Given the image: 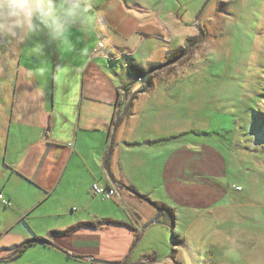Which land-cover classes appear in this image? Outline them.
I'll return each instance as SVG.
<instances>
[{
	"label": "rangeland",
	"instance_id": "rangeland-1",
	"mask_svg": "<svg viewBox=\"0 0 264 264\" xmlns=\"http://www.w3.org/2000/svg\"><path fill=\"white\" fill-rule=\"evenodd\" d=\"M89 2L96 28H123L126 36L115 46L105 38L100 47L115 51L111 62L124 58L116 61L120 83L129 77L120 87L112 138L168 137L170 148L190 145L192 164L202 162V209L178 207L174 227L169 214L159 218L135 248L136 262L128 255L122 264H264V0ZM98 38L73 28L71 50L45 37L9 48L0 39V189L17 74L51 89L59 66L81 64ZM38 40L43 51L34 50ZM91 197L104 217H125L115 201ZM3 206L0 247L15 243L5 234L13 217ZM42 262L30 249L16 264Z\"/></svg>",
	"mask_w": 264,
	"mask_h": 264
},
{
	"label": "crops",
	"instance_id": "crops-1",
	"mask_svg": "<svg viewBox=\"0 0 264 264\" xmlns=\"http://www.w3.org/2000/svg\"><path fill=\"white\" fill-rule=\"evenodd\" d=\"M123 31L96 28L99 38L83 62L60 65L51 89L34 85L23 71L17 74L0 189L13 217L5 234L15 243L0 247V264H16L30 249L45 260L41 264H122L128 255L136 262L134 250L154 224L143 227L159 214L152 202L173 209L175 223L178 207L202 209V162L192 164L190 145L170 148L168 137L112 138L120 87L129 77L120 83L116 61L124 58L111 62L115 51L100 47L105 38L113 46L123 42ZM94 185L114 190L107 200L125 211L124 218L94 209ZM166 214H159L160 221H167ZM38 235L51 245L34 244L12 257V248Z\"/></svg>",
	"mask_w": 264,
	"mask_h": 264
},
{
	"label": "clouds",
	"instance_id": "clouds-1",
	"mask_svg": "<svg viewBox=\"0 0 264 264\" xmlns=\"http://www.w3.org/2000/svg\"><path fill=\"white\" fill-rule=\"evenodd\" d=\"M90 10L89 0H0V39L9 48L32 37H45L71 50L73 28L91 34L97 27ZM45 46L38 40L34 50L43 51Z\"/></svg>",
	"mask_w": 264,
	"mask_h": 264
},
{
	"label": "trees",
	"instance_id": "trees-1",
	"mask_svg": "<svg viewBox=\"0 0 264 264\" xmlns=\"http://www.w3.org/2000/svg\"><path fill=\"white\" fill-rule=\"evenodd\" d=\"M128 191H130L131 193H133L134 195H136L137 197H139V198H141L143 200L146 199V196H142V195L138 194L135 191V189L132 188V187H129L128 188ZM152 204H153L154 207L161 208L163 211H165V212H167L169 214V216L171 217V226L170 227H174V224H175L174 219L175 218H174V211H173V209L167 207L164 204L153 203V202H152ZM138 237H139V235H138ZM37 243H46V244H49L50 241L47 240V239L41 238V237H33L30 240H28L27 242H25L24 244L12 248V250H13L12 257L15 256V255H18V254H20L22 252H24L27 248H29L30 246H32L34 244H37Z\"/></svg>",
	"mask_w": 264,
	"mask_h": 264
},
{
	"label": "built area",
	"instance_id": "built-area-1",
	"mask_svg": "<svg viewBox=\"0 0 264 264\" xmlns=\"http://www.w3.org/2000/svg\"><path fill=\"white\" fill-rule=\"evenodd\" d=\"M93 192L95 195L101 196L104 199H109L114 196V190L104 186L94 185ZM0 202L4 206H9L10 204V202L2 194H0Z\"/></svg>",
	"mask_w": 264,
	"mask_h": 264
},
{
	"label": "water",
	"instance_id": "water-1",
	"mask_svg": "<svg viewBox=\"0 0 264 264\" xmlns=\"http://www.w3.org/2000/svg\"><path fill=\"white\" fill-rule=\"evenodd\" d=\"M204 8V7H203ZM202 8V10H203ZM144 83L146 82V76H144L142 79H141ZM157 211L158 213H162L163 210L161 208H157ZM159 214L156 218H154L151 222H149L148 224H146L144 227H143V231L150 225V224H156V223H159ZM96 261V260H94Z\"/></svg>",
	"mask_w": 264,
	"mask_h": 264
}]
</instances>
